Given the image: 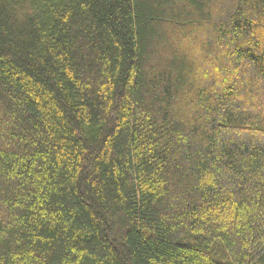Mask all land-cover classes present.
<instances>
[{
	"label": "trees",
	"instance_id": "1",
	"mask_svg": "<svg viewBox=\"0 0 264 264\" xmlns=\"http://www.w3.org/2000/svg\"><path fill=\"white\" fill-rule=\"evenodd\" d=\"M0 264H264V0H0Z\"/></svg>",
	"mask_w": 264,
	"mask_h": 264
}]
</instances>
